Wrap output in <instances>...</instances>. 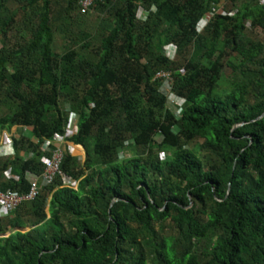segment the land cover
<instances>
[{
  "label": "trees",
  "instance_id": "1",
  "mask_svg": "<svg viewBox=\"0 0 264 264\" xmlns=\"http://www.w3.org/2000/svg\"><path fill=\"white\" fill-rule=\"evenodd\" d=\"M84 1L0 0V129L31 130L0 190L56 136L77 183L0 218V264H264V5Z\"/></svg>",
  "mask_w": 264,
  "mask_h": 264
},
{
  "label": "built area",
  "instance_id": "2",
  "mask_svg": "<svg viewBox=\"0 0 264 264\" xmlns=\"http://www.w3.org/2000/svg\"><path fill=\"white\" fill-rule=\"evenodd\" d=\"M93 0H85L83 2V7L87 8ZM261 4L264 5V0H260ZM209 21V18H205L199 25L198 30H202V28L207 24ZM159 77H166L165 85H169L168 83V76L165 74L158 75ZM168 90V88H167ZM173 96V95H170ZM175 97V96H173ZM184 103V101H183ZM179 105V104H177ZM181 106V105H179ZM179 116V113L176 114ZM25 130L31 131L30 129L26 128ZM14 140L13 138H8L5 142V146L11 150L12 156L15 155V149H14ZM38 142V140H37ZM55 143H61V138L59 136H56ZM51 143L48 141H45L43 145V151L52 152L51 146L54 145L56 148L52 154L51 157L46 159L44 162V171L40 176H34L31 173H26L25 176L30 182V190L26 194H20L16 192H3L0 190V218H7L9 217L22 203L33 201L37 198L42 188L49 186L54 183L57 177H60L64 183L69 187H76L77 183L70 178H67L61 171V164L63 161V152L60 149L58 144ZM6 176L9 179H14L16 181H19L18 176H13L10 173H6Z\"/></svg>",
  "mask_w": 264,
  "mask_h": 264
},
{
  "label": "crops",
  "instance_id": "3",
  "mask_svg": "<svg viewBox=\"0 0 264 264\" xmlns=\"http://www.w3.org/2000/svg\"><path fill=\"white\" fill-rule=\"evenodd\" d=\"M23 132H24V134L29 133L28 130H25V128L19 129L17 127H14L10 131L0 129V161H4L6 159L13 158V156L11 154L12 153L11 150L5 146L6 140L8 138H13L16 140L17 138H19L20 133H23ZM66 145L68 147L69 152L73 156L80 158L81 153L85 152L81 146H77V145H74L72 143H66ZM78 149H81V150H78ZM78 151H80V152L78 153Z\"/></svg>",
  "mask_w": 264,
  "mask_h": 264
},
{
  "label": "rangeland",
  "instance_id": "4",
  "mask_svg": "<svg viewBox=\"0 0 264 264\" xmlns=\"http://www.w3.org/2000/svg\"><path fill=\"white\" fill-rule=\"evenodd\" d=\"M90 20L93 21V20H94V17H93V18L90 17ZM60 35H61V33H60V34H56V36H55V43H56L55 48H56V50H58V51H61V50H63V49L65 48V47H64V40L60 38ZM256 37H257L258 39L264 41V36H263V34H262L261 32L258 31L257 34H256ZM226 72L229 73V71H228L227 69H226ZM167 88H168V86H166V85L164 84V86H163V90L166 91ZM169 100H170L171 102H173L174 104H179V105H182V104H183V100L178 99L177 97L169 96ZM0 108H1V109H0V116H2L4 113H6V110H5L4 107H0ZM75 120H76V117H73V123L75 122ZM26 134H29V133H26ZM157 140L159 141L160 138L158 137ZM200 142H202V140H200ZM78 150H81V149H78ZM79 152H80V151H78V153H79ZM124 156H125V155H124ZM84 159H85V152H84V153L82 152V153H81V157H80L81 162H83Z\"/></svg>",
  "mask_w": 264,
  "mask_h": 264
},
{
  "label": "clouds",
  "instance_id": "5",
  "mask_svg": "<svg viewBox=\"0 0 264 264\" xmlns=\"http://www.w3.org/2000/svg\"><path fill=\"white\" fill-rule=\"evenodd\" d=\"M203 20H204V19H203ZM203 20H202V21H203ZM202 21H201V22H202ZM201 22H200V23H201ZM207 23H208V22H207ZM199 25H200V24H199ZM206 25H207V24H206ZM206 25H205V26H206ZM205 26H204V27H205ZM198 27H199V26H198ZM204 27H203V28H204ZM203 28H202V29H203ZM200 31H201V29H200ZM25 129H26V128H25ZM28 132H29V131H28ZM76 187H77V186H76ZM76 187H71V188H76Z\"/></svg>",
  "mask_w": 264,
  "mask_h": 264
}]
</instances>
